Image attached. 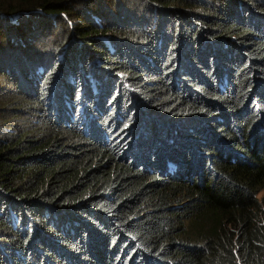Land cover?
Segmentation results:
<instances>
[{
  "label": "trees",
  "instance_id": "16d2710c",
  "mask_svg": "<svg viewBox=\"0 0 264 264\" xmlns=\"http://www.w3.org/2000/svg\"><path fill=\"white\" fill-rule=\"evenodd\" d=\"M0 78V264H264V0H0Z\"/></svg>",
  "mask_w": 264,
  "mask_h": 264
},
{
  "label": "rangeland",
  "instance_id": "374dc122",
  "mask_svg": "<svg viewBox=\"0 0 264 264\" xmlns=\"http://www.w3.org/2000/svg\"><path fill=\"white\" fill-rule=\"evenodd\" d=\"M2 82H3V80L0 78V84H2ZM13 121V120H12ZM12 121H9V122H7V124H10V123H12ZM10 129H11V127H9V125L8 126H6L5 127V131H3L2 133H0V135H7V131H10ZM7 130V131H6ZM257 198L258 199H260V208H262L263 210H264V189L263 190H261L259 193H258V196H257ZM1 251H3V250H1ZM3 254V253H2ZM3 257H6L7 258V256H6V254H3Z\"/></svg>",
  "mask_w": 264,
  "mask_h": 264
}]
</instances>
